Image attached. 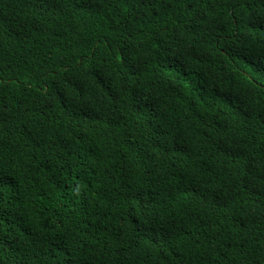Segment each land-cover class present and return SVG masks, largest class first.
Instances as JSON below:
<instances>
[{"label": "trees", "instance_id": "obj_1", "mask_svg": "<svg viewBox=\"0 0 264 264\" xmlns=\"http://www.w3.org/2000/svg\"><path fill=\"white\" fill-rule=\"evenodd\" d=\"M0 264H264V0H0Z\"/></svg>", "mask_w": 264, "mask_h": 264}]
</instances>
